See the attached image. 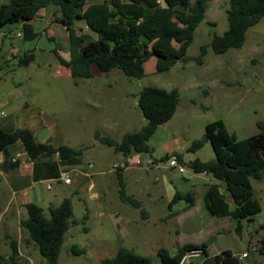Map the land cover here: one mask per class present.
I'll return each instance as SVG.
<instances>
[{
    "label": "rangeland",
    "instance_id": "374dc122",
    "mask_svg": "<svg viewBox=\"0 0 264 264\" xmlns=\"http://www.w3.org/2000/svg\"><path fill=\"white\" fill-rule=\"evenodd\" d=\"M8 1L0 0V5ZM228 6L229 0L208 2L206 18L196 29L188 56H198L214 33L223 34L228 29ZM77 25L85 28L83 21ZM33 26L39 32L33 39L21 35V23L0 28V112L17 126L35 130L45 123L61 143L88 147L86 156L92 159L87 161H96L93 170L103 171L93 177L98 182L93 192L102 183L105 196L101 200L91 199V191L84 184L78 194L66 189L73 197V218L78 223L66 232L58 264H98L115 256L122 246L151 256L154 264H160V248L173 251L192 242L206 243L210 255L227 249L237 256L247 253L242 264L264 260L257 248L264 237V174L260 180L252 179L255 196L262 204V211L252 220L212 216L204 194L213 178L196 173L189 163L197 157L213 159L214 149L208 142L195 153L187 151L205 134L207 124L217 119H223L238 139L259 133L257 121H264V18L248 29L241 48L225 53L209 48L203 64L178 61L163 72L156 71V59L151 57L144 63L145 76L141 78L128 76L119 68L105 72L93 66L92 77L74 79L56 54L70 58L67 30L55 21L49 26L44 20H35ZM88 33L95 36L92 31ZM31 52L34 60L21 65L20 60ZM146 86L178 89L177 109L151 136L152 152L133 151L126 157L97 141L94 133L99 129L121 140L126 132L146 124L138 104V93ZM175 153L184 154V172L169 167V157H165ZM118 169H122L127 194L142 203L147 216L121 200ZM219 183L231 201L224 182ZM1 189L0 252L5 253L4 223L12 209L5 212L8 193ZM177 190L194 196L191 210L187 211L189 205L183 199L170 205ZM41 206L48 215L46 204ZM11 234L18 237L16 227H11ZM25 234L22 232L20 238V264H47ZM74 246L84 251L74 253ZM197 260L192 263L200 264Z\"/></svg>",
    "mask_w": 264,
    "mask_h": 264
},
{
    "label": "trees",
    "instance_id": "16d2710c",
    "mask_svg": "<svg viewBox=\"0 0 264 264\" xmlns=\"http://www.w3.org/2000/svg\"><path fill=\"white\" fill-rule=\"evenodd\" d=\"M209 1L102 0L90 3L89 0H9L0 5V28L22 22L21 35L25 39L37 38L39 32L31 20L41 8L59 6L61 15L55 21L67 29L70 58L56 54L60 63L70 69L74 79L92 77L93 66L105 72L119 68L128 76L141 78L145 76L144 63L151 57L156 59V71L163 72L178 61L203 64L209 48L215 53L241 48L248 29L264 18V0H229L226 9L228 29L223 34L214 33L210 42L201 46L200 54L190 57L187 55L188 48L194 40L197 27L206 18ZM79 21L85 23V28H78ZM89 31L94 32L95 36ZM34 57L33 52L27 53L20 64L28 65ZM179 97L176 88L167 90L146 86L138 93V104L147 119L146 124L138 130L126 132L121 140L100 131L94 133L95 139L126 157L133 151L152 152L149 140L159 125L174 116ZM257 126L259 133L238 139L228 130L223 119H217L208 123L205 134L194 140L187 149L195 153L208 142L214 149L213 159L202 160L197 157L189 163L196 173H206L213 178L204 194L206 208L212 216L252 220L262 211L252 179L260 180L264 174V121H257ZM17 141L23 143L24 150L32 159H40L43 153L58 154L62 160L75 159L83 156L86 149L42 143L36 139L31 128L18 127L7 131L0 121V152ZM175 155L180 163H185L183 153ZM15 165L16 162L12 164L13 167ZM117 177L121 200L147 216L142 203L127 194L122 169H118ZM220 181L224 182L232 205L226 199ZM181 199L188 202V208L195 205L192 194L178 190L170 205ZM25 208L27 217L20 220V227L35 242L47 264H58L66 232L78 223L73 218L72 198L65 197L58 204H50L48 215L44 207L36 203H28ZM261 227L264 228V224ZM10 246L12 264H20L17 240L10 238ZM257 248L264 254V237ZM193 249H202V264H242V259L230 250L210 257L204 243L180 245L173 251L160 248V264H179L181 258ZM83 251L82 248L73 247L74 253ZM98 264H154V260L151 256L122 246L115 256L102 259Z\"/></svg>",
    "mask_w": 264,
    "mask_h": 264
},
{
    "label": "crops",
    "instance_id": "0c3cea01",
    "mask_svg": "<svg viewBox=\"0 0 264 264\" xmlns=\"http://www.w3.org/2000/svg\"><path fill=\"white\" fill-rule=\"evenodd\" d=\"M89 1L90 3H93L100 2L102 0ZM60 15L61 12L59 6L48 5L41 8L36 13L35 17L31 20V23L33 24V21L35 20H44L50 26L52 22L55 21V18L59 17ZM16 23L22 24V22ZM56 23L62 25L61 23ZM62 26L63 29H66L64 25ZM50 35V38H53V34ZM69 73L71 74V71ZM4 116H6L4 115V112H0V121L7 131H12L18 127H28L26 125L17 126L12 122V120H9L7 116L6 119ZM3 119L5 120L2 121ZM32 130L34 131L35 137L39 142L53 144L55 146L63 144L58 141L57 136L52 132L51 126H48L45 123H41L35 130ZM96 131H100L102 134L111 136V134L107 133L106 131H101L99 129H96L95 132ZM72 147L80 148V146ZM84 148L86 149L83 156L68 160H62L58 156V154H52L50 157L46 158L32 159L24 150V146L21 141H17L16 143L9 145L2 152H0V190H2L1 188H3V190L8 193V200L5 207L6 209L4 210L7 213L9 209H12L11 216L8 217L6 219V222L4 223L3 238L6 241V248L4 249L5 253L0 252V264H12V249L10 246V238L17 240L20 253V238L22 236V232L26 233L20 227V220L27 217V211L25 208L26 204L36 203L41 206L42 203H45V208H48L50 204H58L65 197H70L66 191L67 188H70V192H72V194H78L80 190L79 186L82 184L87 185L88 190L91 191V199L101 200L102 197L105 196V193L102 192L103 189L101 188L102 183L99 184L100 189L93 192L94 189L98 187V182L94 181L93 177L95 175H102L103 171L93 170L95 168L96 161H87L91 160L92 158H87L86 155L88 147ZM14 162H16V165L13 167L12 164ZM65 176H69L71 178L70 183L64 182L63 178ZM71 198L73 200L72 195ZM226 199L228 200L227 197ZM228 202L231 205L233 204L232 199L231 201L228 200ZM191 208H188L187 211L191 210ZM2 221L3 220H1L0 224L2 223ZM12 226L16 227L18 239L11 234ZM25 235L28 241L29 238L27 234ZM7 244L10 246V249H8ZM184 244L200 245L203 244V242H192ZM0 248H2L1 241ZM207 251L209 254L208 245ZM6 253H8V256H6ZM214 255L209 254L210 257ZM201 257H199L197 260L200 264H202L204 259H201ZM256 262L257 264H264V260H258Z\"/></svg>",
    "mask_w": 264,
    "mask_h": 264
},
{
    "label": "built area",
    "instance_id": "2783aa9c",
    "mask_svg": "<svg viewBox=\"0 0 264 264\" xmlns=\"http://www.w3.org/2000/svg\"><path fill=\"white\" fill-rule=\"evenodd\" d=\"M152 163V162H151ZM169 167L170 168H177L180 172H184L185 168L182 163L178 160L176 155H171L169 157ZM65 183H70L71 178L69 176H65L63 178ZM202 256V249H193L188 251L180 260L179 264H193V259H197ZM247 256V253L241 254L239 257L243 259Z\"/></svg>",
    "mask_w": 264,
    "mask_h": 264
},
{
    "label": "water",
    "instance_id": "95a60500",
    "mask_svg": "<svg viewBox=\"0 0 264 264\" xmlns=\"http://www.w3.org/2000/svg\"><path fill=\"white\" fill-rule=\"evenodd\" d=\"M51 155H52V153H43V154H41V158L50 157Z\"/></svg>",
    "mask_w": 264,
    "mask_h": 264
}]
</instances>
